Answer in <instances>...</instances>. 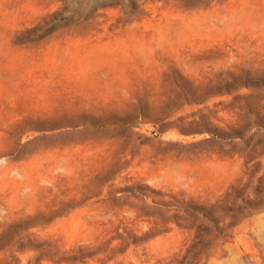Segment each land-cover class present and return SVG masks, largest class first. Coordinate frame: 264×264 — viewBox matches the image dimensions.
<instances>
[{
	"label": "rangeland",
	"instance_id": "374dc122",
	"mask_svg": "<svg viewBox=\"0 0 264 264\" xmlns=\"http://www.w3.org/2000/svg\"><path fill=\"white\" fill-rule=\"evenodd\" d=\"M0 264H264V0H0Z\"/></svg>",
	"mask_w": 264,
	"mask_h": 264
}]
</instances>
